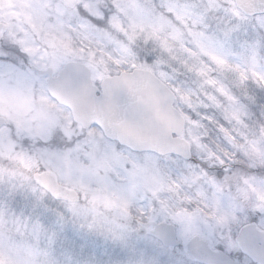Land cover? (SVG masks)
Returning a JSON list of instances; mask_svg holds the SVG:
<instances>
[{
  "label": "snow or ice",
  "instance_id": "snow-or-ice-1",
  "mask_svg": "<svg viewBox=\"0 0 264 264\" xmlns=\"http://www.w3.org/2000/svg\"><path fill=\"white\" fill-rule=\"evenodd\" d=\"M0 41L26 58L0 51V264H99L66 212L171 264H264V0H0Z\"/></svg>",
  "mask_w": 264,
  "mask_h": 264
},
{
  "label": "rangeland",
  "instance_id": "rangeland-1",
  "mask_svg": "<svg viewBox=\"0 0 264 264\" xmlns=\"http://www.w3.org/2000/svg\"><path fill=\"white\" fill-rule=\"evenodd\" d=\"M2 58V57H0ZM53 219H57L55 212L51 213ZM67 240L62 241L65 247L70 248L81 258H95L99 264H119L120 261L130 256L143 255L146 259L153 257L161 260L164 264H171L176 257L170 253L149 244L138 236H133L127 245L113 243L98 233L81 229L76 224H66Z\"/></svg>",
  "mask_w": 264,
  "mask_h": 264
},
{
  "label": "clouds",
  "instance_id": "clouds-1",
  "mask_svg": "<svg viewBox=\"0 0 264 264\" xmlns=\"http://www.w3.org/2000/svg\"><path fill=\"white\" fill-rule=\"evenodd\" d=\"M0 51H9L12 53V55L7 57V59H12L14 56H19L21 58H25L24 54L22 52H20L19 49L14 48V46H11L7 42H4V41H0ZM0 59H4V57H2ZM217 118L222 120V117H220L219 115H217ZM210 131H211V135L207 138L206 142L208 143V146L211 150L215 151L217 153V155L221 154L222 149L231 150V145L229 144L228 140L226 139L224 134L219 130L218 127H213V129H211ZM76 135L77 136L79 135V129H77ZM124 147L126 148L127 151H130L134 155L140 156V157L148 154L151 151L150 149H147V148H137V147H132L129 145H125ZM30 149H31V142L30 141H25V140L18 141L17 149H16L17 151H25V150H30ZM233 159L240 161L239 163L235 164L236 169H239L242 172L248 170L247 163L244 162L241 159V157L236 155V153L234 151H233ZM165 163H169V162L165 161ZM201 163L207 164V161L206 160L201 161ZM231 163H232V161H229V164H231ZM9 164H10L9 161L0 159V165L9 166ZM222 170L223 169H221V171ZM39 171H41L40 168H34L29 174L33 177V179H35V175ZM113 179L115 180L116 183L120 182L118 178L114 177ZM9 191H10V186L7 183L0 184V199L8 198ZM81 200L83 201V195L82 194H81ZM28 203H29V198H26L22 195H18L16 197V200H15V206L16 207H18V208L23 207ZM148 204H149V198L146 195H144L143 193H141L138 196L136 208L147 209ZM49 206L53 210H59L61 212L65 211L63 206L61 205V203L55 197H51L49 199ZM133 214H134V216L138 215V213H136L135 208L133 209ZM65 215H66L67 223L74 224L73 218L70 215V213L66 212ZM79 223L80 222H78V221L75 222V224L78 226H79ZM132 223L135 226L136 221L134 220ZM84 230L87 231L86 228H84ZM98 231L105 233V235H101V236L105 237L107 240H109L113 243L122 244L118 241H114L111 238V236L107 235V228L106 227L101 226ZM142 235H143L142 233H139V234H135L134 236L140 237Z\"/></svg>",
  "mask_w": 264,
  "mask_h": 264
}]
</instances>
